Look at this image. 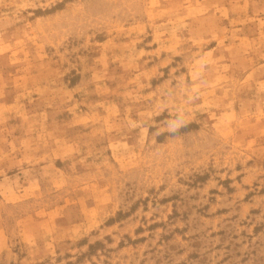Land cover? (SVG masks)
I'll use <instances>...</instances> for the list:
<instances>
[{"label": "rangeland", "instance_id": "1", "mask_svg": "<svg viewBox=\"0 0 264 264\" xmlns=\"http://www.w3.org/2000/svg\"><path fill=\"white\" fill-rule=\"evenodd\" d=\"M0 264H264V0H0Z\"/></svg>", "mask_w": 264, "mask_h": 264}]
</instances>
